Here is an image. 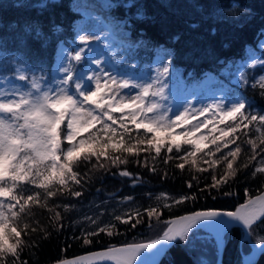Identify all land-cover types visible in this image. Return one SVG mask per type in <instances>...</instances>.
<instances>
[{"label":"snow or ice","instance_id":"1","mask_svg":"<svg viewBox=\"0 0 264 264\" xmlns=\"http://www.w3.org/2000/svg\"><path fill=\"white\" fill-rule=\"evenodd\" d=\"M238 7L233 3L227 9L219 8L216 16L227 21L237 16ZM9 28L13 40L25 47L29 39H47L31 21H17ZM61 31L60 25L52 24L53 36ZM74 39L77 48H60L58 77L49 79L41 67L25 56L12 59L11 75L0 74V264H28L23 259L25 249L35 247L37 235L47 238L48 229L41 226L38 215L46 211L50 214L49 224L62 229L63 216L57 209L67 212L73 206L58 204L57 199L81 197L91 174L97 171L117 168L118 173L113 175L133 177L127 168H121L130 158L153 173L157 168L155 163L149 165V155L153 162L159 158L164 165L175 160V168L181 171L186 167L196 173L211 171L212 182L207 187L217 190L249 168L253 179L257 175L264 178V112L254 111L247 99L222 97L197 107L191 98H185L175 110L170 103V59L153 69L154 75L137 79L120 72L115 65L110 69L104 59L89 55L92 44L102 40L101 35L81 28ZM4 42L0 36V43ZM260 47L264 49V44ZM85 62L95 67L78 70ZM257 66L264 68V53L251 57L245 65ZM239 80L248 84L244 71ZM251 86L264 96V75L254 78ZM253 130L258 133L255 139L249 135ZM244 145L248 146L247 151ZM195 179L198 177L186 182L188 188L193 187ZM146 196L152 199V193ZM246 196L234 211H192L162 221L164 209L196 199L188 195L172 198L162 193L155 197V206L112 217L133 228L145 222L149 227L163 224L158 238L147 243L110 246L59 264H158L156 257L163 255L169 245L188 244L194 231L201 227L213 231L219 248L227 242L233 225L244 230V242L256 250L246 264H258L253 257L264 256V188L254 196L246 190ZM133 199L125 198L129 202ZM103 215L101 212L95 218L84 217L87 229L81 238L85 244L100 234H119L116 224L104 222ZM143 253H150L152 260L145 262Z\"/></svg>","mask_w":264,"mask_h":264},{"label":"trees","instance_id":"2","mask_svg":"<svg viewBox=\"0 0 264 264\" xmlns=\"http://www.w3.org/2000/svg\"><path fill=\"white\" fill-rule=\"evenodd\" d=\"M233 3L248 12L240 18L229 17L227 21L216 16L217 9H227ZM129 4L133 6L128 7ZM86 6L98 15L102 25L101 36L106 37L108 45H114L111 55L119 58L118 66L135 72L141 66L132 67L133 63L143 65L142 71L150 74L154 57L160 55L163 60H171L175 73L182 77L189 76L187 80L199 81L208 74L220 77L222 70L248 56L251 50L261 51L259 43L264 34V0H108L106 4H102L100 0H0V36L5 41L0 43V74L11 75L12 59L25 56L52 79L60 48L64 45L73 47L79 24L85 18L82 8ZM25 20L38 25L47 39H29L27 47L17 44L9 25ZM53 23L62 27V31L56 36L51 33ZM243 71L248 84L239 81L230 85V96L245 98L254 111L264 112V96L260 95L258 88L251 86L260 68L244 67ZM249 135L255 139L258 133L253 130ZM175 138L180 140L179 136ZM244 148L245 151L248 150L247 145ZM175 154L174 150L173 155ZM163 155L162 150L161 156ZM148 163L150 166L155 163L156 173L136 164L130 158V162L121 168H127L134 174L133 177L113 175L118 173L117 168H111L107 172L97 171L91 174L92 179L85 185L81 197L58 198V204L68 203L73 206L67 212L57 209L63 216V228L52 227L47 219L50 214L46 211L42 216L38 215L41 226L48 229L47 238L37 235L35 247L25 249L23 259L28 264H42L111 244L152 240L158 238L164 227L163 224H158L160 229L154 232L157 224L149 227L145 222L133 228L112 219L115 214L106 213L108 216L103 215L102 220L115 223L119 234H100L92 238L91 243L85 244L81 237L87 226L83 228L79 218L83 208L95 199L102 201L115 194L131 196L134 198L131 202L136 206L127 211H132L155 206L158 203L155 197L162 193H167L172 198H179L181 195L196 197L195 200L164 209L161 217L163 221L195 210L233 209L247 199L246 190L254 196L264 188V178L257 175L253 179L251 168L239 173L235 180L217 190L207 187L212 182L211 171L196 173L187 167L181 171L175 168V160L164 165L159 158L153 162L151 155ZM193 176L198 179L192 181V188H188L186 182ZM149 192L152 193V199L146 196ZM225 192L231 195H225ZM127 211H119L117 214ZM150 228L153 229L151 232ZM244 235L240 226L235 225L229 229L228 240L222 249L223 264H242L243 256L250 252L245 248ZM196 255L190 246L177 242L166 251L159 264H197ZM256 260L258 264H264V256L259 255Z\"/></svg>","mask_w":264,"mask_h":264},{"label":"rangeland","instance_id":"3","mask_svg":"<svg viewBox=\"0 0 264 264\" xmlns=\"http://www.w3.org/2000/svg\"><path fill=\"white\" fill-rule=\"evenodd\" d=\"M102 4H106L108 0H100ZM83 14L84 19L80 22L78 31L81 28H88L90 31L95 32L99 35H101V28L102 25L100 23L98 15L94 12L93 9H90L88 6L83 7ZM230 10V9H229ZM237 16L234 18H240L242 14H246L248 10L242 11V8L238 7L236 9ZM77 31V34H78ZM76 34V35H77ZM102 37V40L100 42H94L92 44L93 51L89 53L92 57L102 58L105 60L107 66L111 69L113 68V65L116 66V68L120 72H126L133 78H144L147 79L149 76L154 75L153 69H155L157 66H159L163 61L162 56L157 55L154 57L151 65V71L150 74L145 73L142 71L143 65H135L141 66L139 67L138 71L129 70L123 66H118L120 63V60L118 57H112L111 51L114 48V45H108L106 42V37ZM73 47L64 45L63 47H66L68 49H75L78 47V44L73 41ZM264 44V34L262 36V39L259 43V48L261 49L260 45ZM264 52V49H261L260 52H256L255 50H251L248 53V56L245 58H242L241 60L233 63V66H227L224 70L220 72V77H215L213 75H205L201 80L197 81L192 79V81L187 80V77H182L181 74H177L173 71L172 76L169 80V87L171 89L172 98L170 99V103L174 105V109L178 110L183 104L185 98H191L193 102H195L196 106L199 107L202 104H208L213 102V99H220L222 97H227L229 100L234 99L232 96H230L229 91H232V84H235L239 82V76L240 72L243 71L246 63L248 60L253 56H260ZM60 54V52H59ZM113 54V53H112ZM114 55V54H113ZM59 58V55H58ZM57 58V61H58ZM56 65L54 67V77H58V74L56 72ZM94 65H90L87 62H85L81 67L78 66V70L80 71H87L89 68H94ZM260 68V71L255 75L256 78H258L260 75H264V68L258 66ZM183 78V79H182ZM2 86V85H0ZM233 94V93H232ZM202 119V117H201ZM204 131V130H202ZM161 135H163L161 133ZM180 138V137H179ZM178 140V138H177ZM129 196H122V195H111L108 198L104 200H98L95 199L91 202H89L86 207L83 208V213L81 217L79 218V223L82 225V227H86L87 224L84 221L85 216H92L96 217L98 213H104L105 216H108L109 214H117L119 211H127L131 209L133 203L130 201H126L125 198ZM108 215H107V214ZM102 219V217H101ZM155 225V224H154ZM151 229L149 232H151ZM160 225H156L154 227V232L157 230L159 231ZM153 230V229H152ZM246 237V236H245ZM247 239V237L245 238ZM128 243V242H127ZM183 243V242H182ZM245 248L250 250L249 254L251 255L252 252H255V249L252 248V245L250 243H245ZM185 246H190L191 249L197 257V264H216V257L217 253L219 252L216 246V238L212 231H210L206 227L198 228L194 231V234L191 235L190 241L188 244H185ZM142 257L145 262H148V253H143Z\"/></svg>","mask_w":264,"mask_h":264},{"label":"water","instance_id":"4","mask_svg":"<svg viewBox=\"0 0 264 264\" xmlns=\"http://www.w3.org/2000/svg\"><path fill=\"white\" fill-rule=\"evenodd\" d=\"M257 195V194H256ZM245 202V201H244ZM243 203V202H242ZM241 204V203H240ZM240 204H238L236 207H238ZM235 207V208H236ZM235 208L233 209H223V208H210V209H202V210H195V211H208V210H220V211H234ZM192 212V211H191ZM190 212H186V213H183V214H179V215H176V216H173L171 217V219L177 217V216H182V215H186ZM235 226V225H233ZM239 226V225H237ZM245 237V235H244ZM151 240H147V241H136V242H128V243H122V244H111L109 246H106V247H102V248H96V249H92V250H88V251H85V252H81V253H78V254H75V255H72V256H68V257H64V258H61V259H58L56 261H51V262H46V263H42V264H59L60 261H63V260H74V259H78L80 257H88L90 256L91 254L93 253H96V252H100V251H103V250H106L108 247L110 246H115V247H120V246H123V245H126V244H133V243H147V242H150ZM171 247V245L168 246L167 250ZM222 249H223V245L219 247V252H218V255H217V264H223V261H222ZM166 250V251H167ZM256 251V250H255ZM166 253V252H165ZM165 253L163 255H160L158 257H156V260L158 261V264L160 263L161 259L163 258V256L165 255ZM258 254L253 257L255 259L258 258ZM251 257V255H244L243 256V262L242 264H246V261ZM152 260V255L150 253H148V262H150ZM102 262H105V261H92L91 264H97V263H102ZM105 263H109V264H112V262L110 261H107ZM85 264H89V262H85Z\"/></svg>","mask_w":264,"mask_h":264},{"label":"bare ground","instance_id":"5","mask_svg":"<svg viewBox=\"0 0 264 264\" xmlns=\"http://www.w3.org/2000/svg\"><path fill=\"white\" fill-rule=\"evenodd\" d=\"M206 228H208V227H206ZM210 231H212L210 228H208ZM213 232V231H212Z\"/></svg>","mask_w":264,"mask_h":264}]
</instances>
